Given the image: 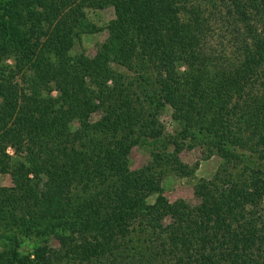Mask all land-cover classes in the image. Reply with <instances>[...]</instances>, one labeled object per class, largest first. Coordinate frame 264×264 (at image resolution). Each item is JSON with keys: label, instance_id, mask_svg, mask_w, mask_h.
I'll use <instances>...</instances> for the list:
<instances>
[{"label": "trees", "instance_id": "obj_1", "mask_svg": "<svg viewBox=\"0 0 264 264\" xmlns=\"http://www.w3.org/2000/svg\"><path fill=\"white\" fill-rule=\"evenodd\" d=\"M0 174V264H264V0H0Z\"/></svg>", "mask_w": 264, "mask_h": 264}, {"label": "rangeland", "instance_id": "obj_2", "mask_svg": "<svg viewBox=\"0 0 264 264\" xmlns=\"http://www.w3.org/2000/svg\"><path fill=\"white\" fill-rule=\"evenodd\" d=\"M90 20L98 27H105L112 19V11H96L90 13ZM106 32H100L92 35H85L82 43L77 45L75 51L86 52L87 54L94 55L99 46L106 40ZM162 123L166 126V131L174 134L175 127L172 124L171 111L167 109L162 115ZM12 153V151H11ZM149 149L146 147H136L131 154V168L133 170L142 167L149 160ZM181 160L189 167L195 169V172L189 178H180L171 175L163 182L165 195L170 202L184 200L187 203L196 206L199 200L194 196V186L202 179H212L219 167V160L216 157L211 160L204 158L203 150L195 148L193 150H186L181 154ZM12 180L9 175L0 174V187H11ZM30 246L33 244L28 243ZM53 246L57 247V242H53ZM28 248L27 246H25Z\"/></svg>", "mask_w": 264, "mask_h": 264}]
</instances>
